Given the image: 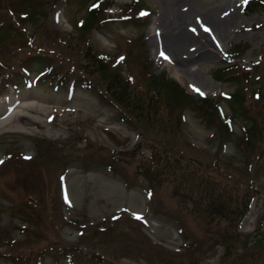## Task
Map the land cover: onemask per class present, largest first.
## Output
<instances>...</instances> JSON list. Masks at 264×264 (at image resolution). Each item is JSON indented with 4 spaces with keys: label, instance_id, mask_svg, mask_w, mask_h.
I'll list each match as a JSON object with an SVG mask.
<instances>
[{
    "label": "rangeland",
    "instance_id": "374dc122",
    "mask_svg": "<svg viewBox=\"0 0 264 264\" xmlns=\"http://www.w3.org/2000/svg\"><path fill=\"white\" fill-rule=\"evenodd\" d=\"M106 1V21L84 27L76 21L89 0H0V97L30 89L45 93L52 107L40 113L43 122L31 110L0 128V264H228L237 253L240 264H264V0L252 8L247 0L188 1L192 13L232 3L238 16L217 56L188 59L205 86L180 70L178 55L153 53L154 21L168 13V0H139L124 17L128 0ZM141 6L149 12L138 16ZM92 57L128 80L120 83L131 102L141 101L150 70L178 81L185 97L206 95L215 110L195 100L156 113L152 105H118ZM225 65L241 69L215 73ZM234 88L238 98L229 94ZM55 96L76 107L59 113ZM252 119L263 135L244 146L242 125ZM161 148L218 165L249 186L230 253L179 172L150 167Z\"/></svg>",
    "mask_w": 264,
    "mask_h": 264
},
{
    "label": "trees",
    "instance_id": "16d2710c",
    "mask_svg": "<svg viewBox=\"0 0 264 264\" xmlns=\"http://www.w3.org/2000/svg\"><path fill=\"white\" fill-rule=\"evenodd\" d=\"M137 1L139 0H130L125 3L127 7H124V11L122 10V13H119L118 17L130 15L135 9ZM254 1L255 0H247L246 6L252 8ZM107 5L108 2L106 0H89L84 18L79 22L82 25L84 24V27L97 26L100 21L104 23L107 19L106 14H104V9ZM84 54L89 57V50L87 49ZM121 54H123V52ZM96 57H92L91 59L97 64L98 69L101 72H107V75L105 76V92L109 95V99L116 102L118 105L122 104L123 106H127L130 104L129 106L131 109H139L140 111H143V107L145 108L146 106L149 107L152 105L153 108L151 110L156 113V111L160 109V105L168 106L169 103L173 102V109L175 110L176 102L184 103V101L195 100L197 106L200 108L210 107L212 112L215 108L214 102L206 95L198 94L194 100L189 94L185 97L186 93L178 84V81L166 76L164 73H153L150 72V70H146V81L141 83L142 89L137 93L141 101H139L138 98H135L131 102L129 101L128 95L124 94V88L121 86L123 81L128 80L125 78L121 79L117 71L112 70L111 68L108 70V67L102 62V60ZM44 68L47 70L46 66ZM238 69L241 68H229L227 65L217 66V68H215V73L224 70L235 72ZM229 94L232 95L233 98H238L240 94L239 89L234 88ZM200 113L205 120L211 119L209 117L210 112ZM169 114L165 116H168ZM173 114L177 117L178 112L176 111ZM157 116L164 121L160 113H157ZM219 122H221L222 127L228 129V121L220 120ZM176 123L177 120L174 119L172 123L169 124L176 127L174 126ZM256 133L262 137L263 129L259 124H256L253 119L242 125L241 134L243 142L245 143L244 146H252L253 136ZM263 140L264 139H262V141ZM254 149L252 153H255ZM154 153L155 150L153 154ZM180 156V154L179 157L174 155V152L171 150L169 151L166 148H161L157 154L150 156L149 165L150 167H153L152 169H156L157 172H161L160 169H162V171H169L170 173L173 171L179 172L177 176H181V179L186 181L190 187L189 197L194 202V205L200 209L202 215L207 219L209 224L214 223L219 225L218 232H216V239L223 246V253H230L232 241L237 235L234 229L238 218L243 211L241 200L247 195L248 191L246 190V187L249 186L247 184L243 185L239 178H234L232 180L227 178L229 176L225 177V172L220 170L218 165L213 164L208 168V164L204 165L200 163V161L195 160H189L188 162ZM246 160H250L247 155ZM235 257H237L236 261L228 264H240L244 259V256H241L240 253L235 254Z\"/></svg>",
    "mask_w": 264,
    "mask_h": 264
},
{
    "label": "bare ground",
    "instance_id": "6f19581e",
    "mask_svg": "<svg viewBox=\"0 0 264 264\" xmlns=\"http://www.w3.org/2000/svg\"><path fill=\"white\" fill-rule=\"evenodd\" d=\"M188 1L168 0V13L160 15L154 21L155 26L160 31L155 36L153 35L151 43L154 48L153 53L156 55H161V53L178 55L176 64L180 70L185 72L188 70L187 73L195 84L205 86L207 81L195 70L188 69V59L191 56L196 58L217 56V50L220 48L219 40L226 38L227 30L237 21L238 16L232 3L229 6L217 7L214 10L192 13L191 7L188 6L191 1L189 3ZM205 29H208V31H205ZM179 76L181 79V74ZM49 99L45 93H34L30 89L24 88L18 90L15 94H7L5 98L0 97V128L6 126L8 128V125L13 123L14 119L20 116L21 113L31 114V110L34 111V114L32 113L34 115L32 116L33 121L43 122L40 113L52 109L51 103H48ZM53 99L57 103L52 105L59 113L65 112L67 114V111H73L76 107V104L72 105V102H70L72 104H62L58 100L59 97L55 96ZM44 121L46 120L44 119ZM46 133L48 134V132Z\"/></svg>",
    "mask_w": 264,
    "mask_h": 264
},
{
    "label": "snow or ice",
    "instance_id": "6c2138e0",
    "mask_svg": "<svg viewBox=\"0 0 264 264\" xmlns=\"http://www.w3.org/2000/svg\"><path fill=\"white\" fill-rule=\"evenodd\" d=\"M205 31H208V29H205ZM161 56H163L165 59H167V57L166 56H164V54L163 53H161ZM198 91V90H197ZM201 95H202V93H201ZM137 219H139V217H137Z\"/></svg>",
    "mask_w": 264,
    "mask_h": 264
}]
</instances>
